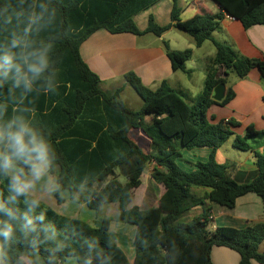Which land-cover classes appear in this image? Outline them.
<instances>
[{"label":"trees","instance_id":"1","mask_svg":"<svg viewBox=\"0 0 264 264\" xmlns=\"http://www.w3.org/2000/svg\"><path fill=\"white\" fill-rule=\"evenodd\" d=\"M158 1L24 0L22 5L21 0H0V45H7L12 34L22 33L27 25V13L16 18L22 7L32 11L39 10L41 4L46 6L47 11L32 25L28 38L35 45L50 46L51 71L58 73L59 82L57 91L47 95L42 94V88L25 95L20 89L10 92L11 82L6 83L0 88V109L6 108L0 119L19 115L53 145L48 173L56 174L55 197L59 203L63 202L61 192L68 191L71 200L86 204L95 213L104 205H118L117 220L136 227L134 264H212L215 247L236 252L240 264H264L260 251L264 222L242 230L217 228L210 232L211 208L205 207L208 200L232 211L239 198L255 194L264 210V155L253 151L247 142L264 136V131L243 127L233 119L216 121L215 116H207L211 109H222L234 99V91L228 88L221 102L213 100L215 88L226 85L230 75L245 79L257 70L264 80V59L243 57L214 38L225 15L245 29L264 25V0H213L220 13L196 14L185 21L180 19L178 1L172 0L169 25L160 26L150 16L147 28L140 31L134 16ZM9 18L11 24L7 23ZM171 28L190 36L198 48L211 41L216 49L204 90L192 104L166 81L153 90L129 72L125 80L143 102L140 110L132 111L119 99L123 88L104 93L99 76L80 55L82 44L99 29L113 35L161 37ZM163 47L172 70L189 75L186 64L192 50H171L166 41ZM220 68L225 78L218 77ZM13 107L19 111L14 112ZM240 127L242 133L246 131L244 136L235 131ZM131 130H140L151 141L149 154L131 139ZM232 137L235 149L253 152L259 174L248 184L233 179L235 165L219 164L215 159L216 151ZM196 148L211 149L209 160L186 172L178 165L181 150ZM148 163L156 165L152 178L165 192L155 208L130 207ZM119 175L125 177V183L119 181ZM194 188H207L209 192L199 197L193 193ZM79 194L83 196L75 199ZM8 196V179L0 174V200L17 216L11 221L16 229L13 239L4 245L9 264H16L20 255L31 256L36 264H64L68 258H74L77 264H86L88 259L92 264H130L109 233L110 219L90 224L60 216L41 202L31 209L24 202L36 200L30 195L20 196L15 203H9ZM199 206L202 213L188 222V213ZM26 217L33 220L35 231L23 230ZM8 219L0 212V220Z\"/></svg>","mask_w":264,"mask_h":264},{"label":"crops","instance_id":"2","mask_svg":"<svg viewBox=\"0 0 264 264\" xmlns=\"http://www.w3.org/2000/svg\"><path fill=\"white\" fill-rule=\"evenodd\" d=\"M177 1L181 13L184 10L186 14V5H193V7H195L193 16L196 14H218L221 12L220 7L213 0H202L204 3L199 0H192L187 4L183 2L186 4L185 9L181 8V4H179L180 0ZM172 10V0H159L146 10L134 16L133 19L140 31H144L147 28L150 16L154 18L158 25L166 26L171 23ZM181 13L180 19L182 21L188 20L182 19ZM101 30L103 29L96 31L80 48V55L83 61L99 76L101 84L118 82L121 79H125L124 76L127 73L133 72L140 78L142 83L150 89L155 90L162 82L166 81L173 89L185 94L186 90L181 85L183 78L179 76V73L181 72L191 78L193 71L186 67V70L190 72L189 75L182 71L174 72L163 47V42L166 41L170 49L173 50L171 40L169 39V33L175 30L174 28H171L161 37L153 35L155 39L152 41L149 40L148 36L152 34L144 36H134L132 34L113 35L105 29V32L99 33ZM218 33L220 34V38H215L216 41L222 44L228 42L229 45L243 57L260 60L264 59V25H256L245 29L239 21L225 15L221 22V30ZM202 46L200 48L195 47L201 49ZM214 57V53H210L208 56L202 58V70L205 79ZM218 77L225 78L224 70L221 68L218 71ZM230 77L226 84L225 96L228 88H232L235 93L234 99L226 105V107L220 109L219 112H217L218 110H215V108L211 109L207 115L208 119H212V116L210 117L212 113L216 121L224 120L226 122L233 119L243 127H252L256 132H263L264 80L260 73L257 70H253L245 79H238L235 77L232 82H230ZM124 89L125 88H123V90ZM201 93H199V95ZM213 111H216V114ZM216 115H219L221 119H217ZM235 131L239 135L241 134V136H244L246 133V131L242 133V127L236 128ZM130 137L147 154L150 153L151 141L140 130H131ZM233 140L234 137L229 139L216 151L215 159L219 164L235 165L236 169L233 172V179L238 184H248L256 179L259 174L258 168L255 165L253 152H243L235 149L233 147ZM255 143L256 145L252 146L253 151H257L264 155V136ZM224 145L228 146L224 147ZM229 149L233 153L229 154ZM211 152L212 150L208 148H196L192 150L183 149L181 151L182 157L178 161V165L184 171L192 172L195 170V165L197 163H205L209 160ZM155 168L156 165L154 163H148L146 165V169L141 178V185L134 190L133 202L130 207L136 206L141 210H148L159 205L160 198L164 194L165 188L153 180L152 174ZM55 179L56 174L52 176L47 173L44 178L36 183L35 187L28 195L51 208L60 216L81 219L90 224H93L97 219L106 218L104 212L107 211L110 205H113L114 216L117 219L119 214L118 205L114 203L104 205L98 213H95L89 210L86 204H80L77 200H71L68 191L61 192L60 196L63 202L59 203L55 197V192L58 189L55 184ZM49 184L56 186V190L51 192L48 191ZM208 192L209 189L207 188L193 190V193L199 197H203ZM78 198L79 196L75 199ZM205 207L211 208V218L207 227V230L210 232L215 231L217 228L242 230L254 223L264 222L262 201L260 197L255 194H248L239 198L232 211L212 205L208 200L206 201ZM201 213V206L191 210L187 215V221L191 222L193 218L198 217ZM115 222L116 223L111 221L109 233L118 247L126 255L129 263L134 264V238L136 235V227L133 226L135 229L126 228L123 226L127 225L126 223L119 221ZM119 223H121L120 231H114L113 233L114 224L118 225ZM211 260L212 264H240L239 255L224 247L213 248ZM64 264H77V262L74 258H68ZM253 264L259 263L253 262Z\"/></svg>","mask_w":264,"mask_h":264},{"label":"clouds","instance_id":"3","mask_svg":"<svg viewBox=\"0 0 264 264\" xmlns=\"http://www.w3.org/2000/svg\"><path fill=\"white\" fill-rule=\"evenodd\" d=\"M24 0H21L23 5ZM47 11L41 4L39 10L29 11L22 7L16 14L20 18L27 13L28 23L22 33H13L7 45H0V88L11 82L10 92L20 89L25 95L34 90L43 89L42 94L55 93L59 87L58 73L51 71L50 46L35 45L28 38L32 25L42 19ZM12 23V18L7 20ZM6 108L0 109V117ZM18 112L17 107H13ZM53 145L42 138L38 131L25 118L14 115L10 119H0V174L8 179V202H17L20 196L27 197L36 183L44 178L50 167V152ZM56 186L49 184L48 191H55ZM31 209L39 201L25 200ZM0 212L9 219L0 220V264H9L6 260L4 245L13 239L15 225L11 222L17 218L16 212L3 200H0ZM42 219V217H39ZM25 231H35L31 218L26 217L23 225ZM16 264H36L31 256L20 255ZM86 264H92L91 259Z\"/></svg>","mask_w":264,"mask_h":264},{"label":"rangeland","instance_id":"4","mask_svg":"<svg viewBox=\"0 0 264 264\" xmlns=\"http://www.w3.org/2000/svg\"><path fill=\"white\" fill-rule=\"evenodd\" d=\"M192 0H180L179 4H181V8L185 9V5L187 3H190ZM200 2L204 3V1L199 0ZM183 2H186L183 3ZM211 4V3H210ZM187 11L186 14L184 12V10L181 13V18L182 19H190L193 15H194V10L195 7L192 6H188L186 5ZM211 9V8H208ZM213 11V10H211ZM142 19V18H141ZM103 33L105 32L104 29L99 31V33ZM219 32V31H218ZM216 32L214 33V38L219 39L220 38V34ZM149 36V40H154L155 38L153 37V35H148ZM169 39L171 40V44H172V49L173 50H186V49H191L193 50V57L192 60L189 61L186 65V67L188 69H191L193 71V75L191 78L187 77L186 75H184L183 73H179V76H181V78H183V81L181 82L182 87L186 90L185 92V99L188 103L192 104L194 103V101L196 100V98L198 97L199 93H201L204 90V72L202 70V58L208 56L210 53H214V56L216 54V49L213 45V43L211 41H207L206 43L203 44L201 49H197L195 46V42L194 40L188 36L187 34L178 31V30H173L170 31L169 33ZM226 45H229L228 42L224 43ZM191 45V46H190ZM230 46V45H229ZM231 80L230 82H232V80L236 77L235 75H230ZM120 87L125 88L121 95H120V100L122 102H125L126 105L128 106V108L132 111H138L141 109L143 102L141 100V98L138 96V94L135 92V90L133 88H131L128 83L126 82L125 79H121L118 82H108L106 84H101L100 88L104 93L107 94H112L117 89H119ZM216 110V109H215ZM219 112L220 109H217ZM216 114V111H213ZM213 116L212 113L210 115V117ZM217 119H221L219 115H216ZM218 121V120H217ZM257 123V122H256ZM262 137H256V138H249L248 139V143L251 146L256 145V141L261 140ZM263 140V139H262ZM228 145H224V147H227ZM231 148V147H230ZM182 151V150H181ZM229 154L233 153L230 149L228 151ZM119 181L121 183H125L126 179L125 177H123L122 175H119ZM198 188H194L193 190H196ZM83 194V192L81 193ZM81 194H79V198L80 199L82 196ZM154 200V199H153ZM113 205H110L109 208L107 209V211H105V215L107 219H110L112 222L114 221V223H116L115 221L118 222V220L115 218L114 216V212H113ZM187 218V216H186ZM120 226L121 223L114 224L113 226V233L114 231H120ZM126 228H134L133 226L130 225H123ZM135 240V238H134ZM260 251L261 253L264 254V241L262 242L261 246H260Z\"/></svg>","mask_w":264,"mask_h":264},{"label":"water","instance_id":"5","mask_svg":"<svg viewBox=\"0 0 264 264\" xmlns=\"http://www.w3.org/2000/svg\"><path fill=\"white\" fill-rule=\"evenodd\" d=\"M225 93H226V85L219 84L214 90L213 100L216 102H221L225 97Z\"/></svg>","mask_w":264,"mask_h":264}]
</instances>
